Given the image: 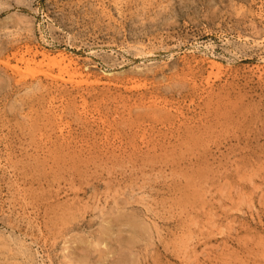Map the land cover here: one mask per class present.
Returning a JSON list of instances; mask_svg holds the SVG:
<instances>
[{
  "label": "rangeland",
  "instance_id": "1",
  "mask_svg": "<svg viewBox=\"0 0 264 264\" xmlns=\"http://www.w3.org/2000/svg\"><path fill=\"white\" fill-rule=\"evenodd\" d=\"M0 264H264V0H0Z\"/></svg>",
  "mask_w": 264,
  "mask_h": 264
},
{
  "label": "bare ground",
  "instance_id": "2",
  "mask_svg": "<svg viewBox=\"0 0 264 264\" xmlns=\"http://www.w3.org/2000/svg\"><path fill=\"white\" fill-rule=\"evenodd\" d=\"M48 52V51H47ZM31 53V52H30ZM46 54V53H45ZM48 54V53H47ZM60 54V53H59ZM35 55V54H34ZM56 55H58V54H56ZM63 55V54H62ZM61 54H60V56H62ZM26 56V55H25ZM25 56L23 55L22 57H21V59L18 61L20 64H23V65H25L27 68L28 67H31L32 65H36L37 64V62H36V57L34 56L33 57V59L32 60H26V58H25ZM54 57V56H53ZM43 60H47V57L46 56H43ZM55 58V57H54ZM42 60V61H43ZM50 61V60H49ZM73 61V60H72ZM44 62V61H43ZM42 62V63H43ZM48 62V61H47ZM18 64V63H17ZM52 64V63H51ZM53 64H55L54 62H53ZM75 64V63H74ZM214 64H216V63H214ZM8 65V64H7ZM16 65V64H15ZM47 65V64H46ZM57 65V64H56ZM10 66V65H9ZM58 67H59V70H60V73L63 75V74H67L71 79H70V81L71 80H73V79H75L78 75H76L77 73L75 72V73H72V71H73V69H75V68H73V64H72V62L70 61V60H68V59H66V58H62L59 62H58V65H57ZM213 66V65H212ZM42 67V66H41ZM54 67H56V66H54ZM21 68V67H20ZM52 68V67H51ZM43 69V68H42ZM45 69V68H44ZM80 69V68H79ZM221 69V68H220ZM219 69V71H221ZM16 70H18V69H16ZM20 70V69H19ZM27 70H29V69H27ZM32 70V69H31ZM58 70V71H59ZM22 71H24V70H22ZM33 71V70H32ZM30 72V71H29ZM25 73H26V71H25ZM43 73V72H42ZM213 73V72H212ZM219 73H221V72H219ZM23 74V73H22ZM79 74V73H78ZM216 74H218V71H217V73ZM28 75H30V74H28ZM35 76V75H34ZM48 76V75H47ZM64 76V75H63ZM111 77V76H110ZM109 77V78H110ZM60 78H62V77H60ZM91 78V77H90ZM108 78V77H107ZM56 79V78H55ZM58 79V78H57ZM79 79V78H78ZM110 79H112V78H110ZM61 81H63V80H61ZM68 81V80H67ZM86 81V80H85ZM99 81V80H98ZM109 81V80H108ZM114 81V80H113ZM72 82V81H71ZM96 82V81H95ZM88 83V82H87ZM79 85H80V83H79ZM132 90V89H131Z\"/></svg>",
  "mask_w": 264,
  "mask_h": 264
}]
</instances>
